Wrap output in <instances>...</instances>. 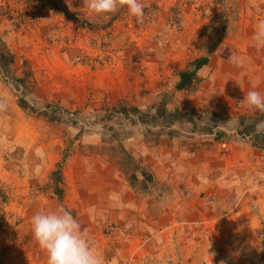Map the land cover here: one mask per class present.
<instances>
[{
	"label": "rangeland",
	"instance_id": "374dc122",
	"mask_svg": "<svg viewBox=\"0 0 264 264\" xmlns=\"http://www.w3.org/2000/svg\"><path fill=\"white\" fill-rule=\"evenodd\" d=\"M56 1L0 0V35L34 70L30 103L74 113L124 100L149 123L162 122L164 103L196 110L197 127L105 113L51 121L23 111L0 73V264H46L31 218L61 205L103 264H264V112L242 101L264 93V46L254 41L264 0H144L139 21L126 8L94 16L87 0L58 12ZM201 56L202 81L176 90ZM120 144L154 173L146 194L112 160ZM59 163L62 199L51 179Z\"/></svg>",
	"mask_w": 264,
	"mask_h": 264
},
{
	"label": "trees",
	"instance_id": "16d2710c",
	"mask_svg": "<svg viewBox=\"0 0 264 264\" xmlns=\"http://www.w3.org/2000/svg\"><path fill=\"white\" fill-rule=\"evenodd\" d=\"M54 1V0H51ZM65 0H57L54 2L53 6L58 12H64ZM76 21L82 27L94 28L96 25L84 20L82 18H77ZM100 28V26H97ZM209 63V56H201L194 59L189 65L188 68L183 70L180 73L179 80L175 86L176 90L185 91L191 87L198 85L202 80L200 77V70H202ZM0 73L5 78L6 82L12 84L14 88L21 93V97L18 99L19 107L29 113L37 116H43L48 118L51 121L58 122H70L74 123L78 117L82 120H87L94 118L95 115L99 116L103 113L108 114L106 120H110L113 117L122 116L125 119H131V117H136L139 123L141 124H158L167 125L173 124L177 121H182L190 123L192 127H197L196 120L192 116V113L196 110H192V113H180L178 110L174 112H168L166 104H160L157 107V114L164 115L162 122L154 121L149 123L146 120H143L146 116L141 114L140 108L130 105L127 101H120L115 106H104L100 109L96 107L89 108L84 107L77 112H69L64 110L59 105L47 104L45 109H40L34 104L28 101L27 97L30 96L34 98L36 96L37 81L35 78L33 67L28 60L20 59L17 54L9 47L4 38L0 35ZM33 100V99H32ZM68 115H65L67 114ZM109 117V118H107ZM155 118V117H152ZM167 124V125H166ZM167 135L171 138V132H168ZM258 135V134H257ZM161 136V135H160ZM159 136V137H160ZM158 139V138H157ZM112 160L120 167L123 171L129 184L138 192L146 194L150 189L158 184L157 179L154 173L147 167L143 166L140 162H136L132 154L121 144L118 146V150ZM51 179L54 183L53 188L54 192L57 194L59 199H62L64 196V187L63 185V163H59L57 169L52 172ZM6 201V197L2 190H0V202L3 203ZM2 219L0 218V223Z\"/></svg>",
	"mask_w": 264,
	"mask_h": 264
},
{
	"label": "clouds",
	"instance_id": "9594fccd",
	"mask_svg": "<svg viewBox=\"0 0 264 264\" xmlns=\"http://www.w3.org/2000/svg\"><path fill=\"white\" fill-rule=\"evenodd\" d=\"M146 7L144 0H87L89 12L102 18L126 8L128 14L139 21ZM254 41L264 46V21L256 26ZM242 101L248 108L264 112V93L255 88L249 90ZM256 130L264 131V122L258 124ZM31 231L47 255L46 264H103L92 237L82 231L78 220L62 205L34 214Z\"/></svg>",
	"mask_w": 264,
	"mask_h": 264
}]
</instances>
